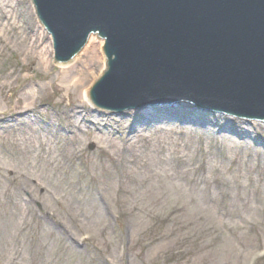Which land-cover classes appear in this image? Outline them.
Listing matches in <instances>:
<instances>
[{
    "label": "rangeland",
    "instance_id": "obj_1",
    "mask_svg": "<svg viewBox=\"0 0 264 264\" xmlns=\"http://www.w3.org/2000/svg\"><path fill=\"white\" fill-rule=\"evenodd\" d=\"M5 1L10 3L8 4L10 6L15 0ZM27 45L28 43H17L15 49L11 46V50H18L15 54L9 49L3 56V52L0 51L2 59H7V62L0 61V70L2 69L5 76L0 88V100L12 88L13 93H17L14 103L22 108L23 95L32 92L33 84L39 83L46 92L44 99L46 103L58 106V109L63 111L68 102L78 95V88L92 76L95 65L85 73L87 70L85 64L90 56L87 55L85 59L83 57V61L78 65V74L72 77L76 86L71 87L60 81L61 78L65 80L63 72L57 71L55 75H52V72L43 74L40 68L41 56L28 57L23 53L29 48ZM38 47L40 52L42 46ZM94 56L98 60L96 65L100 64L101 60L95 52L92 57ZM17 66L19 68L15 69ZM22 67L23 77L21 81L14 83ZM14 71L15 74L12 75ZM69 90L72 93L70 99L67 98ZM10 104L11 102L8 103ZM49 112L52 113V110ZM121 125L125 128L131 124L127 119ZM33 136L34 140L40 139L38 135ZM144 138L141 136L139 139L142 152L132 155V158L137 157L139 162L127 167L125 174H120L119 169L118 171L114 169L111 163L120 158L119 144L105 143L104 146L108 147L105 149V155L101 151L96 152L103 154L102 159L96 153L91 156L86 154L89 163L85 162L84 165L92 166V173L89 169L83 170L90 174H87L85 183L88 189L82 193L74 191L75 184L72 182L74 176H66L61 170V166H65L67 154H74V151L68 150L69 144L62 142L68 153H65L64 147L61 148V144L56 148L58 158L54 160L52 152L40 160L37 158L38 141L33 143L31 149L27 137H20L17 140L15 138L16 144L12 138L3 139V142L12 148V152L18 153L19 156L16 158L14 154L8 157L2 154L0 149V264H10L13 259H16L15 264H106L109 262V255L113 256L110 264H116L117 238L122 232L131 236L132 240V243L129 242L131 260L129 258L127 263L151 264L147 262L145 254L147 251L143 249V243L145 240H152L157 234L149 238V233L145 234L144 231L155 223L156 216L166 215L170 211L177 213L164 232L174 240H180L191 232L213 226L214 230L218 229L226 238L219 244H211L210 241L203 242L201 246L197 244L200 247L197 251H192L189 258H180L175 264H233L240 254L241 259L237 264H242L258 247H264V173L260 176L254 159L252 161L245 159L253 155L251 150H248L250 148H236L230 145L222 151L208 149V171L205 181L198 185L191 180L190 175L187 178L180 174L183 171L182 167L177 166L181 164L177 161L180 158L177 154L171 153L177 150L180 154L194 155V146L186 147L185 138H177L173 134L160 132L159 129L150 133L148 140ZM82 143H91L100 150L97 144L90 140H82ZM133 150L131 147V151ZM103 159L107 160L102 161ZM262 162L264 170V161ZM11 171H19L25 178H36L35 182L50 185L67 203V215L62 213L63 216L76 220L68 227L70 232L77 230L81 235L87 232L96 235L97 240L86 247L84 252L76 251L81 255H73L66 253L52 240L44 239L42 228L33 227L31 233L28 232L29 228L22 229L23 216L18 205L20 199L14 185L8 183V176H12ZM79 171L82 169L79 168ZM138 174L140 180L137 179ZM98 188L110 192L109 199L113 207L109 215L106 214L104 207L100 209L94 202V200L97 202ZM119 192L123 195L120 196ZM50 209L55 210V206L51 205ZM120 211H123L120 215L123 218L118 221L120 216L114 217V214H119ZM219 212L226 220L218 215ZM193 219L200 223L192 225ZM125 223L127 228L124 227ZM224 223L225 228L222 227ZM174 228L178 232L177 235ZM177 248L181 247L175 249ZM106 255L108 260L101 262V257Z\"/></svg>",
    "mask_w": 264,
    "mask_h": 264
},
{
    "label": "water",
    "instance_id": "obj_2",
    "mask_svg": "<svg viewBox=\"0 0 264 264\" xmlns=\"http://www.w3.org/2000/svg\"><path fill=\"white\" fill-rule=\"evenodd\" d=\"M35 5L54 36L59 61L75 55L91 34L106 40L109 71L92 93L100 104L183 99L264 119V0H35Z\"/></svg>",
    "mask_w": 264,
    "mask_h": 264
},
{
    "label": "bare ground",
    "instance_id": "obj_3",
    "mask_svg": "<svg viewBox=\"0 0 264 264\" xmlns=\"http://www.w3.org/2000/svg\"><path fill=\"white\" fill-rule=\"evenodd\" d=\"M30 20V19H29ZM32 24L30 23V27L31 28H33V26H31ZM30 50H32L31 48H29ZM33 49H34V47H33ZM95 48L91 45V47H89L88 49H87V51H86V54L85 55H88V56H90V58H89V60H88V62H87V64H85L86 65V67H87V70L85 71V73H88L87 71L88 70H91V68L93 67V65H95L96 66V63H98V60L96 59V57L94 56V57H92L93 56V54H94V52H95V50H94ZM27 52H28V50H27ZM43 55V54H42ZM41 55V56H42ZM42 63L43 64H48V60L47 59H43L42 60ZM94 66V67H95ZM93 67V68H94ZM76 67L74 66V67H71V68H69V69H65L64 70V74H65V76H64V79L65 80H63L62 78L60 79V81H62L63 83H65V84H68L69 86H74L75 84L73 83V75L75 76V75H77L78 74V72H76L75 74H73V72H74V69H75ZM76 86V85H75ZM84 86H85V84L83 85L82 84V89H80V88H78V93H80V94H82V91H83V88H84ZM85 93H84V95H83V98H81L80 100H79V103H77V105H75L73 108H72V110H71V113H72V116L75 118V119H77V123H79L78 122V118H77V116H78V114L80 113V115H83V113H85V111H84V109H86V108H84V107H82L83 106V103L84 104H88V101L86 100V98H85ZM24 98H25V100H27L26 102V104H27V106H26V109H27V111H30L31 109H32V107H33V104L30 102L31 100V95L29 94V93H27V94H25L24 95ZM81 100L82 101H84V102H82L81 103ZM79 115V116H80ZM218 123H221V124H218ZM217 125H222L227 131L230 129V130H232L231 132H232V134L234 133H237L238 134V129H237V127H232V125H230V124H228V123H223V122H214V124H212L211 126H217ZM232 127V128H231ZM235 128V129H234ZM132 142H133V140H132ZM133 147H138L139 146V144L137 143V142H135V143H133V145H132ZM264 146V145H263ZM140 149H141V147H139ZM173 155L174 154H177L178 156H179V158L180 159H185L186 161H188L189 163H190V159L189 158H192V156L191 155H184V154H180L179 153V151H177V150H174V152H171ZM188 158V159H187ZM160 248H161V246H160ZM159 248V246L155 249V251L153 250V252H154V255H155V253H157L158 252V250L160 249ZM236 263V260L235 261H233V264H235Z\"/></svg>",
    "mask_w": 264,
    "mask_h": 264
}]
</instances>
